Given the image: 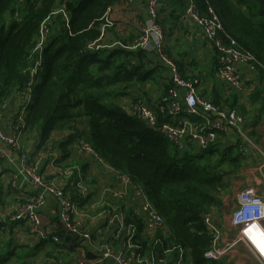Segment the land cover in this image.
<instances>
[{"label": "trees", "instance_id": "16d2710c", "mask_svg": "<svg viewBox=\"0 0 264 264\" xmlns=\"http://www.w3.org/2000/svg\"><path fill=\"white\" fill-rule=\"evenodd\" d=\"M121 1L0 0V106L26 90L39 27L49 17L43 69L26 107L24 132L37 130L45 142L55 131L68 127L72 135L62 145L63 149L79 138L114 170L144 187L156 211L165 219L169 236L144 239L139 233L142 227L137 224L133 241L140 246L137 245L142 255L148 252L162 257L167 251L178 258L182 250L185 264H225L224 260L205 258L214 241L207 218L220 203L218 195L227 175L223 165L228 161L239 165L240 157L222 151L219 142L202 148L189 138L185 147L179 149L145 121L113 103L110 93H101L105 86L145 82L154 73L147 68L151 55L148 51L131 50L126 42L98 50L88 46L101 38L102 17L108 8L114 9ZM196 2L205 14V1ZM209 2L226 30L260 61L262 67L256 71L264 77V0ZM62 9L68 14L67 22L63 13H59ZM103 39L99 43L108 46ZM161 99L155 108L159 124H179L178 119L160 111L164 104ZM3 165L0 158V213L6 203ZM3 231L0 219V236ZM67 235L78 245L74 236L69 232ZM42 240L53 241L51 237ZM10 261L9 255L0 254V264Z\"/></svg>", "mask_w": 264, "mask_h": 264}, {"label": "crops", "instance_id": "0c3cea01", "mask_svg": "<svg viewBox=\"0 0 264 264\" xmlns=\"http://www.w3.org/2000/svg\"><path fill=\"white\" fill-rule=\"evenodd\" d=\"M164 1L169 9L160 13L159 24L165 32L166 56L183 77L198 82L197 92L201 98L238 110L243 119L241 127L249 139L239 138L235 130H230L219 134L217 141L222 151H231V157H240L239 165L230 161L223 165L222 169L227 171V175L218 195L220 203L210 213L214 223L220 225L223 234L221 241H226L235 236L231 218L239 191L252 187L258 194L264 195V77L258 71L253 72L242 65L240 70L246 81L245 86L237 91L227 88L218 75L213 44L205 39L198 25L185 17L184 1ZM112 18L116 27L107 32L103 42L108 46L121 42L132 46L149 22L145 0H122L114 6ZM140 60L145 62V59ZM147 60V68L154 72L149 80L141 83L122 82L105 86L101 91L102 94L110 93L111 101L129 114L133 105L142 102L155 109L160 98L173 86L171 69L161 55L153 52ZM184 94L185 90H180V98ZM27 98L26 89L2 103L0 126L6 135L13 131L11 121L21 115ZM186 117L180 116L178 120L187 119L196 126L203 124L202 118ZM85 127L81 126L82 131ZM71 135L72 131L67 127L55 131L43 142L40 132L33 130L24 132L21 142L38 174L46 181H54L77 204L74 217L91 238L83 241L69 231L77 239L78 245L68 238V232L58 218L59 202L50 193L46 195V202L40 210L43 220L41 229L55 230L59 242L43 241L38 233H29L25 229L24 221L13 219L19 206L40 191L24 181L18 163L19 151L8 149L0 142L6 201L0 213L4 225L0 236V254L10 256L8 264H96L95 260L107 248L112 251L113 257H108L102 264H118L117 255H129L131 250L140 252L138 247L128 248V225L140 224L142 228L139 233L144 239L153 240L157 235L169 236L166 226L153 228L147 222V217L140 214L145 200L144 187L141 184H123L120 178L122 173L87 150L86 143L79 138L66 150L63 149L62 145ZM63 231L66 234L61 235ZM241 251L237 250L233 255L235 264H245L248 260L244 259ZM143 255L152 264H169L175 259L167 251L162 257L155 253L149 255L148 252Z\"/></svg>", "mask_w": 264, "mask_h": 264}, {"label": "built area", "instance_id": "2783aa9c", "mask_svg": "<svg viewBox=\"0 0 264 264\" xmlns=\"http://www.w3.org/2000/svg\"><path fill=\"white\" fill-rule=\"evenodd\" d=\"M183 1L186 5L185 17L198 25L205 39L213 44L217 55V71L220 80L227 88L235 91L241 90L245 86L246 81L240 67L245 65L255 72L259 67H262V64L252 52L226 30L220 15L214 6L210 4L209 0H204L205 5H207L205 14L202 13L200 5L197 4L196 0ZM145 2L149 22L142 28L140 37L132 46H127V48L131 50L143 49L150 53L160 54L164 62L169 65L172 72L171 82L173 86L162 96L161 101L164 104L160 107V111L164 114L167 112L168 115L175 119H179L181 114L198 119L202 118L203 124L196 126L187 119H181L179 124H159L156 110L143 102L133 105L130 109V114L138 117L141 121H145L151 129L162 133L179 149L185 147V142L188 138L198 147L207 148L218 141L219 134L230 130H235L239 137L249 140L246 137L244 129L241 127L243 119H241L238 110L229 108L224 104L216 105L201 98L197 92L198 82L194 79L183 77L177 66L166 56L164 44L165 32L159 24V18L162 11L169 9L168 3L164 0H145ZM59 13H63L64 20L67 22L69 17L66 11L62 9ZM112 13L113 8H108L103 15L101 38L96 42L90 43L88 45L90 49L98 50L102 47H109L99 42L105 37L108 30L116 27ZM15 17L18 20V13L15 14ZM47 22H49V17L39 27L40 30L36 38V44L30 56L32 66L26 85L28 92L26 107L32 99L33 89L39 82L43 69L44 46L47 44L50 32ZM180 89L185 90L182 100L179 98ZM26 107L23 108L21 115L17 119L11 121L13 127L11 134L6 135L0 126V142L5 144L8 149L13 148L19 151L18 163H20V173L24 181L28 184H33L40 192L22 203L13 219L24 221L25 229L29 233H38L41 239L46 240L51 237L55 242H59V238H57L56 234H53L56 232L55 230L47 231L46 229H41L43 220L40 216V210L46 202V195L50 193L59 202L58 218L67 232L69 231L81 240L87 241L91 238L90 235L83 230L80 222L74 217L77 211V204L70 196L65 195L63 190L56 186L54 181H46L45 178L38 174L35 164L30 160L29 152L21 142L25 129ZM85 148L94 153L88 144H85ZM120 178L123 184H135L126 174H122ZM140 214L147 217V222L153 228H163L165 225V219L158 214L153 202L147 197L146 193L144 203L140 208ZM207 223L211 234L214 235V241L213 246L205 252L206 259L216 262L224 260L225 264H235L233 262V255L241 246H245L254 254L256 264H264V195L258 194L252 187L239 191L237 206L233 210L231 218V227L234 230L235 236H231L226 241H221L223 234L211 216H208ZM137 232L135 224L128 225L126 236L128 248L130 249H137L138 247L133 241ZM179 254V257L169 264H185L186 255L182 250L179 251ZM241 255H243L245 260L248 258L243 251H241ZM108 257H113L112 251L109 248L100 254L95 263L102 264ZM115 258L118 264H152L140 252L137 253L136 250H131L129 255L121 253Z\"/></svg>", "mask_w": 264, "mask_h": 264}, {"label": "rangeland", "instance_id": "374dc122", "mask_svg": "<svg viewBox=\"0 0 264 264\" xmlns=\"http://www.w3.org/2000/svg\"><path fill=\"white\" fill-rule=\"evenodd\" d=\"M0 109H1V106H0ZM19 113H20V111H19ZM239 250L240 251L242 250L243 252H245L247 257H248V260H247V262L245 264H256V259H255L254 254L247 247L241 246L239 248Z\"/></svg>", "mask_w": 264, "mask_h": 264}, {"label": "water", "instance_id": "95a60500", "mask_svg": "<svg viewBox=\"0 0 264 264\" xmlns=\"http://www.w3.org/2000/svg\"><path fill=\"white\" fill-rule=\"evenodd\" d=\"M206 215L203 214V217H205Z\"/></svg>", "mask_w": 264, "mask_h": 264}, {"label": "snow or ice", "instance_id": "6c2138e0", "mask_svg": "<svg viewBox=\"0 0 264 264\" xmlns=\"http://www.w3.org/2000/svg\"><path fill=\"white\" fill-rule=\"evenodd\" d=\"M249 231H251V229H249Z\"/></svg>", "mask_w": 264, "mask_h": 264}]
</instances>
